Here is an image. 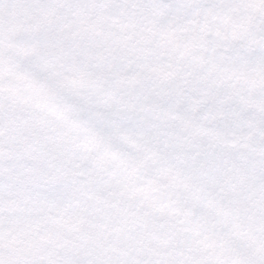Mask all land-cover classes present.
Instances as JSON below:
<instances>
[{"label": "snow or ice", "instance_id": "obj_1", "mask_svg": "<svg viewBox=\"0 0 264 264\" xmlns=\"http://www.w3.org/2000/svg\"><path fill=\"white\" fill-rule=\"evenodd\" d=\"M0 264H264V0H0Z\"/></svg>", "mask_w": 264, "mask_h": 264}]
</instances>
